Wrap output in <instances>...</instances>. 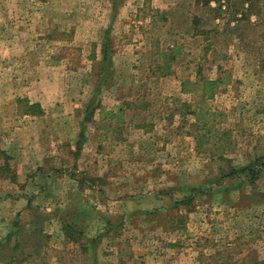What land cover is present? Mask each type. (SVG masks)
Here are the masks:
<instances>
[{
    "label": "rangeland",
    "instance_id": "rangeland-1",
    "mask_svg": "<svg viewBox=\"0 0 264 264\" xmlns=\"http://www.w3.org/2000/svg\"><path fill=\"white\" fill-rule=\"evenodd\" d=\"M0 130V264H264V0H0Z\"/></svg>",
    "mask_w": 264,
    "mask_h": 264
},
{
    "label": "trees",
    "instance_id": "trees-1",
    "mask_svg": "<svg viewBox=\"0 0 264 264\" xmlns=\"http://www.w3.org/2000/svg\"><path fill=\"white\" fill-rule=\"evenodd\" d=\"M227 2V0H226ZM222 10H220L219 12H221ZM109 39L106 38L103 42H102V47H101V53H102V58H101V62L100 65L102 67L106 66L107 71H104V74H97L96 75L98 77H100L101 79H98V82H94L93 85V97H90V99L88 100V102L85 103V106L83 109L80 110V114L82 115V119H81V126H80V131H79V139L76 141V146H80L82 145L84 139L86 138V135L88 133V120L91 119L94 115L95 109L96 107L99 105H96L95 107V95L97 93V91H99V86L100 84H105V82L107 81V79L110 77L111 74V65H110V60H111V54H110V50H109ZM112 63V62H111ZM218 82V79H209L206 81V83L209 85L210 88V92L207 94L208 97H212L215 93V88L212 86V84H216ZM97 103V102H96ZM22 107H24V112L27 114H42L43 113V108L40 105V103L38 102H34V103H29L26 99L23 100L22 103ZM83 137V138H82ZM2 152V151H1ZM264 171V154L263 155H258L256 156L253 160H251L248 163L242 164L241 166H237V167H231L229 168L226 172H220L219 174V178H217L215 180V184L217 185H221L224 180L226 179H234V178H241L243 181L245 180L246 183L250 184V185H254L256 184V180H258L260 173ZM194 191V190H192ZM192 194L189 195H184L181 198L178 199L177 202H188V200H190V196ZM74 211H70V212H65L64 215L62 216V218L60 219V222L62 223V228L64 229V235L66 238L68 239H73V240H86V242H84L86 245L90 244V245H94L96 244L102 237H104L105 235H107L108 232H110L111 230L114 229V227L111 224L110 219L104 218L102 220L103 224H101V226H105V230H103L104 232H101V227L100 225H95L94 221L95 219H98L97 217L94 218V220H92L90 225H87L89 227L84 228L83 224L78 223V220L75 219V209H73ZM90 211L87 209V212ZM86 211L81 212V220L84 221L86 214ZM108 225V226H107ZM98 227V228H97ZM113 228V229H112ZM93 231L92 235H89V232Z\"/></svg>",
    "mask_w": 264,
    "mask_h": 264
},
{
    "label": "crops",
    "instance_id": "crops-1",
    "mask_svg": "<svg viewBox=\"0 0 264 264\" xmlns=\"http://www.w3.org/2000/svg\"><path fill=\"white\" fill-rule=\"evenodd\" d=\"M43 112H44V109H43ZM43 114V113H42ZM0 134H1V137H2V139H3V137H5V134L0 130ZM15 134L17 135V132H15ZM3 141V140H2ZM2 151V152H1ZM9 151L10 150H8L6 147H4V146H2V147H0V154L2 155V156H7V155H9L10 153H9ZM12 159H10V161H13V163H17V161L16 160H19V159H17V158H15L14 156H13V154H11V156H10ZM14 157V158H13ZM26 162H28V160H26ZM39 165H41V164H39ZM56 172V171H55ZM18 200H20L19 202L22 204V207L24 208V209H26V210H29V212L31 211V209L33 208V207H35L34 206V202H31V201H29L28 199L25 201L24 199H23V197H19L18 199H15L14 201H18ZM8 203V201H4L3 199H0V207H1V209L3 210V207L6 205ZM22 208V209H23ZM11 213V212H10ZM16 213H17V210H16Z\"/></svg>",
    "mask_w": 264,
    "mask_h": 264
}]
</instances>
